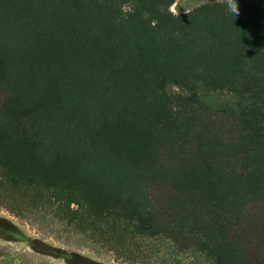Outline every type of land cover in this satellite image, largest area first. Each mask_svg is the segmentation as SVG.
Returning <instances> with one entry per match:
<instances>
[{
    "label": "trees",
    "instance_id": "obj_1",
    "mask_svg": "<svg viewBox=\"0 0 264 264\" xmlns=\"http://www.w3.org/2000/svg\"><path fill=\"white\" fill-rule=\"evenodd\" d=\"M173 1L0 0V205L129 264H264V0ZM200 88L233 98L234 136Z\"/></svg>",
    "mask_w": 264,
    "mask_h": 264
},
{
    "label": "rangeland",
    "instance_id": "obj_2",
    "mask_svg": "<svg viewBox=\"0 0 264 264\" xmlns=\"http://www.w3.org/2000/svg\"><path fill=\"white\" fill-rule=\"evenodd\" d=\"M205 1L212 0H175L170 9L175 13L186 11ZM199 97L203 105L202 118L224 137L234 136L237 126L229 109L233 98L227 93L203 88L199 89ZM249 209L254 222L253 232H258L257 235L264 238V205L256 203ZM0 217L8 219L25 234L37 238L46 246L72 254V259L66 261L61 257L37 252L26 242L0 237V264H82L90 260L100 264H129L116 258L107 249L94 245L84 236L67 230L62 222L49 215L19 216L0 205Z\"/></svg>",
    "mask_w": 264,
    "mask_h": 264
},
{
    "label": "clouds",
    "instance_id": "obj_3",
    "mask_svg": "<svg viewBox=\"0 0 264 264\" xmlns=\"http://www.w3.org/2000/svg\"><path fill=\"white\" fill-rule=\"evenodd\" d=\"M226 6L231 15L235 16L238 14V7H237L236 0H228V3Z\"/></svg>",
    "mask_w": 264,
    "mask_h": 264
}]
</instances>
